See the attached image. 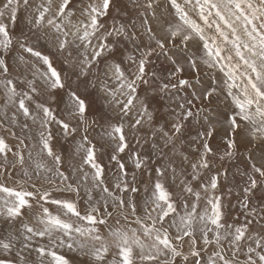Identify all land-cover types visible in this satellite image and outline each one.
<instances>
[{
    "label": "snow or ice",
    "instance_id": "obj_1",
    "mask_svg": "<svg viewBox=\"0 0 264 264\" xmlns=\"http://www.w3.org/2000/svg\"><path fill=\"white\" fill-rule=\"evenodd\" d=\"M111 3L112 0H89L81 9L84 19L79 24H73L72 17L75 13L70 8L71 0H60L54 12L53 0H46V3L36 8L30 23L37 31L41 28L50 29L61 53L75 48L81 74L87 76L94 63L106 51L111 52L115 48V44L109 42V37L114 33L125 39H136V35L126 33L123 26L114 28L113 31H101V17L109 14ZM167 3L174 10L170 19L160 17L155 28L147 20L141 24L149 41H154V46L150 43L139 58L128 57L136 65L133 78L126 75L122 61L113 60L111 64H106L104 77L111 80L114 87L102 83L101 91L108 107L120 117H127L139 102L140 109L136 112L132 128L151 122L152 113L146 102L139 100L137 82H147L144 76L148 58L157 53L167 54L169 45L176 46L177 42L183 44L185 55L170 58L172 69L160 90L174 94L187 93L185 96H176L180 101L178 115L185 121L194 116L193 108L197 105L211 106L221 95L229 102L230 109L225 121L228 126V134L224 138L225 155L229 158L234 155L239 133H246L241 139L261 149V162L258 164L254 161L249 165L250 172L243 188L247 197L258 185H264V0H183V3L179 0H167ZM21 4L28 8L30 0H0V49L5 52L13 43L9 24H15ZM141 7L145 12L155 11L159 7V0H144ZM193 12L196 18H193ZM44 35L47 36L48 32L45 31ZM37 39L40 37L37 36ZM93 39L97 41L96 44H93ZM20 47L46 66L39 76L50 92L65 87L61 73L53 65L50 56L26 42L21 43ZM72 54V51L68 52L69 56ZM201 67L218 71L220 76L217 81L197 87ZM0 70L4 74L8 72L3 58H0ZM186 70L194 75L186 76ZM3 84L7 89L8 100L17 105V110L23 117L36 122L37 115L42 114L38 134L40 151L54 161L55 167H46L43 162H37L34 169L35 180L43 178L50 186L56 187V190L74 191L79 196V187L64 183L68 176L60 170L62 158L54 151L50 142L52 123L58 125L65 136L76 133L77 127L58 119L45 103L37 102L35 107L38 114H33L29 102L33 101L32 94L38 93L33 80L27 81L29 91L24 92H18L11 79H6ZM68 96L72 108L69 115L80 123H85L92 105L75 91L70 90ZM24 127L27 128L28 125L25 124ZM171 127L175 134H180L183 125L174 122ZM214 130L209 117L207 131L198 132L203 152L197 162L190 164L193 180L199 178L201 169L210 168L207 156L212 148L206 138L211 137ZM160 131L166 137V143H174L172 135L163 129ZM102 138L115 144L114 153H123L128 147L123 119L109 123L103 129ZM20 144H24V141L21 140ZM9 153L16 156L23 166V153L14 152L5 138L0 136V157L7 160ZM80 153L83 156L79 170L83 172L84 182H88V173L83 168L88 166L93 170L92 187L99 188L107 197H111L115 209L122 215L128 209L138 227L108 226L105 234L101 226L107 225L105 217L113 215L111 211H107V199L101 197L104 199V216L98 215L101 208L94 204H89L82 212L74 200L52 198L50 190L38 187L33 175L24 170L27 181H17L13 186L0 183V220L5 225L0 228V253L3 254L0 255V264H29L25 253L33 252L36 253L38 264H70L69 259L59 251L63 248L90 257L89 264H176L177 258H182L184 264H241L237 253L241 251L242 243L246 239L253 240V237L246 236L247 223L235 226L223 221L222 197L214 194L218 187L217 175L211 176L207 183H201L203 197L201 191H195L187 181L181 180V193H186L187 197L181 195L174 199L173 193L162 182L167 169L156 168L157 179L152 187L150 201L144 207L147 219H142L137 215V205L134 202H126L122 195H115L109 190L104 179V166L97 157L96 144L89 140L87 131L76 147V154ZM135 155V167L139 169L143 161L139 154ZM110 159L117 161L119 174L126 177L125 165L118 161L117 155L113 154ZM171 170L175 181L176 169L173 167ZM42 172L50 173L51 177H41ZM57 177L64 184L62 189L56 184ZM115 187L121 192L139 191L136 187L129 188L126 180H118ZM210 192L213 194L210 195ZM86 195L89 202L93 200L91 189H86ZM202 198L204 207L201 209ZM46 204L55 205L56 213L44 206ZM33 209H36L33 217L27 216L26 210ZM128 218V215L124 216L125 220ZM197 233L203 245H214L215 250L206 260L202 252L207 249L197 246ZM224 241L229 245L231 255L225 253ZM253 242L255 247L248 245L245 253L247 259L243 264H264V237ZM185 244L188 245L187 254L182 250ZM14 251L15 258L9 259Z\"/></svg>",
    "mask_w": 264,
    "mask_h": 264
},
{
    "label": "rangeland",
    "instance_id": "obj_2",
    "mask_svg": "<svg viewBox=\"0 0 264 264\" xmlns=\"http://www.w3.org/2000/svg\"><path fill=\"white\" fill-rule=\"evenodd\" d=\"M88 2L89 0H71L70 8L75 13L72 17L73 24H79L84 19L81 15V9ZM143 2L144 0H112L109 14L106 17H101L100 22L103 25L101 31H113L114 28L119 29L123 26L125 32L128 34L134 33L136 39L135 41L125 39L124 36H116L114 33L112 37H109V42L114 43L115 48L111 52L106 51L94 63L87 76L81 74L79 57L75 48L67 49L61 53L57 49L56 41L50 29L41 28L39 31L33 29L30 20L35 14L36 8L42 3H46V0H30L28 8L21 4L15 24H9V32L13 43L7 52L0 49V58L5 60L8 67L7 74L0 70V136L5 138L14 152L23 153L24 164L21 166L18 158L12 153L8 154L7 160L0 157V183L13 186L17 181H27V177L24 176V170H27L34 177V169L37 162H43L46 167H55L54 161L40 151L41 145L38 134L41 130L39 118L42 114H38L35 105L37 102L45 103L52 109L58 119L70 122L73 127H77L76 133L65 136L60 127L52 123L50 125L52 132V140L50 142L54 147V151L62 158L60 170L68 176V180L64 183L79 187L80 193L77 196L74 191H58L56 187L50 186L43 178L35 180L34 177L38 187L48 188L52 198L74 200L82 212L88 208L89 204H94L101 208L100 213H98L100 216L105 215L103 204L104 199H107V211H111L113 215L105 217L107 225L101 226V230L105 234L108 226L138 227L134 222V217L129 214L128 209H125L122 215L120 211L115 209L111 197H107L99 188L92 187L91 177L93 170L88 166L83 168V171L88 173V182H84L83 172L79 170L83 153L76 154V147L81 137L85 135V131H87L89 140L96 144L97 157L104 166V179L109 190L115 195H122L126 202H134L137 205V215L141 216L142 219H147L144 215V207L150 201L152 187L157 179L156 168L164 167L167 169L162 182L173 193L174 199L181 195L187 197L186 193H181V180L187 181L195 191H201L203 197L204 193L200 187L201 183H207L211 176L217 175L218 187L214 190V194L222 197L221 211L223 213V221L226 224L235 226L247 223L248 232L246 236L253 237L251 241L246 239L242 243L241 251L237 253V259L243 264L247 259L245 253L248 245L252 244L255 247L253 241L264 237V185H258L247 197H245L243 191L250 172L249 165L254 161L258 164L261 162V149L255 144H250L246 140L241 139L246 133H239L237 135L238 147L234 150V155L230 158L225 155L226 145L224 138L228 134V126L225 121L230 104L224 99L223 95L211 106L197 105L193 108L194 116L188 120L185 121L180 118L178 115V104L180 101L176 99V96H185L187 93L174 94L169 91L162 92L160 89L162 83L167 82L166 78L172 69L170 58L184 56V45L177 42L176 46L169 45L167 54H153L148 58L146 64L144 80L147 82H137L139 100L146 102L149 111L152 113L153 119L151 122H145L136 128H132L131 125L134 124L136 119V112L140 109L139 102H137L136 108L127 117H120L115 110L108 107L107 100L101 91L102 83H107L110 87H114L112 81L106 80L104 77L106 64H111L113 60L122 61V68L125 70L126 75L129 78H133L132 74L135 72L136 65L128 57L139 58L141 53L147 50V46L150 43L154 46V41H149L147 34L141 27L142 22L147 20L155 28L160 17L170 19L171 13L174 11L168 5L167 0H159L158 9L145 12L144 8L141 7ZM179 2L183 3V0H179ZM59 3L60 0H53V12ZM191 14L193 18H196L194 12ZM5 22H7V18H5ZM45 31L48 32L47 36L44 35ZM37 36L40 37L39 40ZM69 38L71 39V37ZM25 42L43 54L50 56L53 65L61 73V78L65 84L63 89L50 92L46 88L43 79L39 76L40 72L45 71L46 66L20 47V44ZM96 43L97 41L93 39V44ZM137 45H139V48ZM69 51H72V56L68 55ZM90 51L91 49H89ZM185 75L192 76L194 74L186 70ZM219 76L218 71L201 67L197 87L215 83ZM6 79L13 80L18 92L29 91L27 81L33 80L35 82L38 93L32 94L33 101L29 102V106L34 115L38 114L36 122H33L31 118L23 117L18 112L17 105L8 100L7 89L3 84ZM70 90L75 91L82 98H86L92 105L91 111L87 113L85 123H80L69 115L72 111L68 96ZM189 92H191V89H189ZM14 116L15 119H13ZM209 117H211V122L215 129L212 136L206 138L207 143L212 148V152L207 156L210 168L201 169L199 178L193 180V170L190 164L197 162L203 152L201 147L202 140L198 138V132L207 131ZM121 119H123L125 125L128 147L123 153H114L115 144L102 138V133L109 123L119 122ZM174 122H180L183 125L180 134L173 132L171 125ZM25 124L28 125L27 128L24 127ZM161 129L173 136L174 143H166V137L160 131ZM21 140L24 141V144H20ZM29 152L31 157H29ZM113 154H116L118 161L125 165L126 177L119 174L117 161L110 159ZM135 154H139L143 161L142 167L139 169L135 167ZM173 167L176 169L175 181L172 179L173 172L171 169ZM44 175L51 177L50 173L45 174L42 172L41 177ZM118 180H126L129 188L136 187L139 191L135 193L130 190L127 192L119 191L115 187ZM30 184L31 182L28 183V186ZM56 184L61 189L64 187L58 177L56 178ZM86 189L92 190L93 200L90 202L87 200ZM209 194L213 193L210 192ZM101 197H104V199ZM44 206L49 207L54 214L57 211L55 205L46 204ZM200 207L201 209L204 207L203 198ZM34 211L36 209L26 210V215L33 217ZM125 215H128V220L124 219ZM117 221L120 223L117 224ZM2 227H5V225L0 220V228ZM222 243L225 253L231 255L227 242L224 241ZM197 246L206 247L207 250L202 252L205 260L215 250L214 245H203L202 240L199 239V233H197ZM182 250L187 254L188 245L185 244ZM59 251L69 259L70 264H89L90 257L79 252L70 251L67 248L59 249ZM0 255L3 254L0 253ZM25 256L29 264H34V262L38 264L36 253H25ZM8 258H15V251ZM161 259L163 260L164 258L162 257ZM176 264H184L182 258H177Z\"/></svg>",
    "mask_w": 264,
    "mask_h": 264
}]
</instances>
